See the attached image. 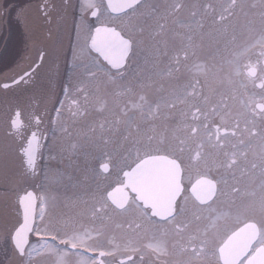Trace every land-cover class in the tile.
<instances>
[{
    "label": "snow or ice",
    "instance_id": "obj_1",
    "mask_svg": "<svg viewBox=\"0 0 264 264\" xmlns=\"http://www.w3.org/2000/svg\"><path fill=\"white\" fill-rule=\"evenodd\" d=\"M17 19L35 55L0 82V264H264V0Z\"/></svg>",
    "mask_w": 264,
    "mask_h": 264
},
{
    "label": "flooded vegetation",
    "instance_id": "obj_2",
    "mask_svg": "<svg viewBox=\"0 0 264 264\" xmlns=\"http://www.w3.org/2000/svg\"><path fill=\"white\" fill-rule=\"evenodd\" d=\"M39 2L40 0H0V82L20 72L35 55L34 42L29 39L23 20L18 21L17 13L24 10L31 17ZM2 95L3 102L6 97L4 92ZM7 95L10 98L13 93L9 92Z\"/></svg>",
    "mask_w": 264,
    "mask_h": 264
},
{
    "label": "rangeland",
    "instance_id": "obj_3",
    "mask_svg": "<svg viewBox=\"0 0 264 264\" xmlns=\"http://www.w3.org/2000/svg\"><path fill=\"white\" fill-rule=\"evenodd\" d=\"M1 10H2V8H1V6H0V12H1ZM2 75H4V74H2ZM0 77H1V76H0ZM2 94H3V92L0 93V98H1L0 104H2V103L4 102V101L2 102V96H3ZM1 95H2V96H1Z\"/></svg>",
    "mask_w": 264,
    "mask_h": 264
}]
</instances>
